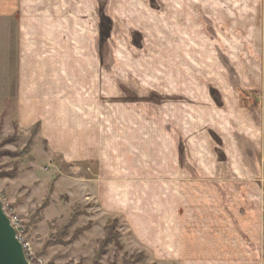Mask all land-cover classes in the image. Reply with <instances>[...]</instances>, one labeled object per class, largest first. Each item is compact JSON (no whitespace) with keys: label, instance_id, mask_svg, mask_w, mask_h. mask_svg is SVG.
Returning a JSON list of instances; mask_svg holds the SVG:
<instances>
[{"label":"rangeland","instance_id":"rangeland-1","mask_svg":"<svg viewBox=\"0 0 264 264\" xmlns=\"http://www.w3.org/2000/svg\"><path fill=\"white\" fill-rule=\"evenodd\" d=\"M62 1L67 105L99 116V146L121 174L106 211L94 162L50 158L38 130L18 129L16 41L0 38V199L24 222L36 263L207 264L241 234L248 243L237 210L249 211L251 192L264 197V0ZM208 185L232 246L194 223L206 245H179L189 259L177 263L156 230L169 240L173 225L204 219L201 199L187 209L182 198Z\"/></svg>","mask_w":264,"mask_h":264},{"label":"crops","instance_id":"crops-1","mask_svg":"<svg viewBox=\"0 0 264 264\" xmlns=\"http://www.w3.org/2000/svg\"><path fill=\"white\" fill-rule=\"evenodd\" d=\"M62 7H64L62 0H0V38L6 40L7 49L11 47L10 40L16 41L17 48L13 118L18 129L25 133L38 126L39 138L46 144L50 158L61 156L67 163L94 162L97 165V179L94 181L99 182L98 200L104 210L113 211L112 192L105 194L104 191L110 188L109 184L115 179L114 176L121 173L115 170V164L112 165V157L108 154L110 151L107 152L106 148L101 149L99 146V116L89 113L81 105L77 106L81 112H76L67 105V49L65 31H61V25L62 29H65L66 15L61 14ZM13 44L15 43L12 41ZM80 67L82 68L81 65ZM108 148L110 150V147ZM211 194L209 185L199 192L193 191L192 187L188 188L183 192L182 199H185L183 207L194 209V201L201 199L202 203L198 200L195 204L203 209L204 219H188L186 228L183 229L173 225L170 241L161 229L156 230L159 245L161 248L169 245L177 263L189 259L187 256H178L179 245L181 249H189L188 252L198 246L197 232L191 231L196 229L194 226L197 223L207 225L209 229L215 226L222 231L224 225L219 219L224 214L219 209L220 202L216 204L210 200ZM213 196L217 199V196ZM114 198V200L117 198V201L124 200V203L126 200V196L121 199L118 196ZM249 198L251 206L249 211H246V216L242 214L243 207L236 213L241 217L239 222L250 238L248 242L250 245H247L241 234L242 242L237 240L234 250L229 249L228 252L220 250L218 256H213L214 258H210L209 251L205 263L264 264V218H262L264 214L259 213L260 210L264 211V197H260L257 190L256 193L251 192ZM159 212L161 213V210ZM155 213H158V210ZM222 232L215 234L214 230L212 233L209 230L205 233L204 240L205 238L210 240L212 236L220 241L221 249L231 247V241L221 240L224 234ZM137 233L140 239L147 240L139 231ZM205 243L199 244L204 246Z\"/></svg>","mask_w":264,"mask_h":264},{"label":"water","instance_id":"water-1","mask_svg":"<svg viewBox=\"0 0 264 264\" xmlns=\"http://www.w3.org/2000/svg\"><path fill=\"white\" fill-rule=\"evenodd\" d=\"M0 264H32L3 209L0 199Z\"/></svg>","mask_w":264,"mask_h":264},{"label":"built area","instance_id":"built-area-1","mask_svg":"<svg viewBox=\"0 0 264 264\" xmlns=\"http://www.w3.org/2000/svg\"><path fill=\"white\" fill-rule=\"evenodd\" d=\"M3 209L10 220V224L16 231L17 239L23 244L27 259L32 264H37L35 254L31 251L30 245L25 237L26 227L24 222L18 215L8 211V209L4 205H3Z\"/></svg>","mask_w":264,"mask_h":264},{"label":"trees","instance_id":"trees-1","mask_svg":"<svg viewBox=\"0 0 264 264\" xmlns=\"http://www.w3.org/2000/svg\"><path fill=\"white\" fill-rule=\"evenodd\" d=\"M35 130H38V126L37 127H35L34 128ZM111 230H112V228H110V232H111ZM108 231H109V229H108ZM111 234V239L113 240V238H112V234H113V232L112 233H110ZM118 235L116 234V237H117ZM114 239H117V238H114ZM116 241V240H115Z\"/></svg>","mask_w":264,"mask_h":264}]
</instances>
